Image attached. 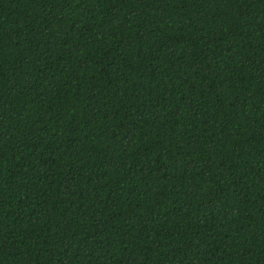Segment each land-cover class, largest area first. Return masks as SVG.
<instances>
[{"label":"trees","instance_id":"16d2710c","mask_svg":"<svg viewBox=\"0 0 264 264\" xmlns=\"http://www.w3.org/2000/svg\"><path fill=\"white\" fill-rule=\"evenodd\" d=\"M0 264H264V0H0Z\"/></svg>","mask_w":264,"mask_h":264},{"label":"rangeland","instance_id":"374dc122","mask_svg":"<svg viewBox=\"0 0 264 264\" xmlns=\"http://www.w3.org/2000/svg\"><path fill=\"white\" fill-rule=\"evenodd\" d=\"M75 220H77V218H75Z\"/></svg>","mask_w":264,"mask_h":264}]
</instances>
